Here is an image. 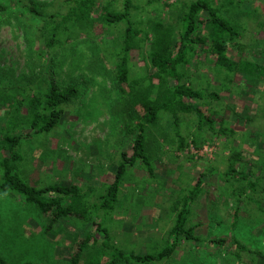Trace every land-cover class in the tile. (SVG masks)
<instances>
[{"label": "rangeland", "instance_id": "1", "mask_svg": "<svg viewBox=\"0 0 264 264\" xmlns=\"http://www.w3.org/2000/svg\"><path fill=\"white\" fill-rule=\"evenodd\" d=\"M7 1L0 0L1 3ZM132 1V20L144 31L149 16L158 15L163 21L177 26L182 5L191 0H154L149 4L148 0ZM213 3L237 20L234 24L241 26L240 40L245 45L242 55L264 63V0H236L228 11L225 10L226 0H214ZM115 4L120 7L119 0ZM96 15L94 12L93 16ZM94 27L91 36L81 31L77 39L69 38L63 46L51 49L44 55L46 60L43 62L38 52H30L23 27L13 11H0V67L7 74L12 72L18 78L27 75L49 78L52 75L60 84L76 79L81 87L79 98L69 106L66 116L54 129L20 139L21 174L36 186L71 180L80 185L90 202H97L98 196L105 192L115 165L120 161L119 151L131 152L130 135H125L122 127L126 112L112 88V62L107 59V48L113 52V47L118 45V40L112 39L119 36L121 27L105 31L99 24ZM143 36L142 32L140 48L130 51V74L136 77L151 73L145 60L148 40ZM228 51L237 55L230 47ZM210 57L198 48L190 65L183 70L191 74V81L196 86H207L210 81L212 87L207 88L217 89L214 80H207L205 76L211 77L207 60ZM234 80L236 83L241 81V74H236ZM34 91L35 87L26 93L33 94ZM218 93L217 101L207 99L202 108L205 113L214 110L215 127L221 121L233 127L232 137L225 140L222 135H217L213 142H205L198 149L190 146L179 151L173 148L169 121L162 117L156 126H149L145 131L153 154L154 176L149 177L141 164L127 166L118 203L115 202L112 209L98 212L113 241L127 253H155L165 244L161 238L173 223L174 213L170 209L173 200L185 193L199 175L205 184L189 215V223H201L195 228V234L206 239L233 234L250 249L258 248L264 252V207L260 210L256 206L262 193L259 188H255L256 194L246 190L245 193H251L257 199L256 204L247 201L245 193L240 195L237 224L232 227L233 197L230 186L221 176L227 164L228 146H235L242 153L238 162L240 169L248 173V178L256 181L258 187L264 185V133L261 132L264 130L261 111L264 83L255 87L236 85L232 92L220 90ZM193 119L188 115L180 118L183 133L189 130ZM8 121L0 111L1 132L12 127ZM26 130L27 127L18 125L14 131L24 133ZM46 218L14 191L0 192V254L9 264L26 261L30 264H68L78 240L87 232L95 231L94 224L74 218L45 231ZM85 256L83 254L82 259ZM151 264H257V260L247 252L235 256L234 249L228 246L183 240L171 258Z\"/></svg>", "mask_w": 264, "mask_h": 264}, {"label": "trees", "instance_id": "2", "mask_svg": "<svg viewBox=\"0 0 264 264\" xmlns=\"http://www.w3.org/2000/svg\"><path fill=\"white\" fill-rule=\"evenodd\" d=\"M99 1L9 0L6 3L0 2V11H13L23 27L25 43L30 52H38L43 62L47 52L56 46H63L69 38L77 39L81 31L91 36L95 24L102 26V31L121 27L119 36L112 39L118 40V45L112 46L113 52L107 48V59L112 62V88L119 95L117 99L126 112L122 127L124 134L130 135L131 152L119 151L120 161L115 165L112 179L106 185L105 192L98 196L97 202L88 201L80 185L71 180L55 181L42 186L27 182L19 166L22 159L18 150L20 139L49 132L61 123L69 106L81 94L80 82L72 79L60 84L52 75L49 78L44 75L18 78L12 72L7 74L0 67V111L12 124L5 132L0 131V192L14 191L25 203L46 215L45 231L69 218L95 225L94 232H87L78 240L68 258V264L156 263L171 258L183 240L228 246L234 249L235 256L247 252L257 260V264H264L263 251L250 249L233 234L208 239L195 234V228L201 223H189V215L205 184L202 175L197 177L185 193L174 198L170 207L174 213L173 223L161 238L165 244L155 253H127L113 241L108 227L102 224L98 215L100 210L112 209L118 203V192L124 182L127 166L141 164L149 177L154 176L153 154L145 131L149 126H156L162 117L169 121L173 148L179 151L189 149L190 146L198 149L205 142H213V137L217 135H222L225 140L234 135L233 127L223 121L215 127L212 116L214 110L205 113L202 103L207 99L217 101L220 90L232 92L236 85L255 87L264 83V63L242 55L245 45L240 40L241 26L234 24L237 20L226 15L228 7L235 5L236 0H226V13L214 6V0H191L188 4L183 3L177 26L163 21L158 15L149 16L144 31L132 20V0H119V8L115 6L117 0H102L100 4ZM152 1L147 2L149 4ZM94 12L96 16H93ZM142 32L148 40L145 60L151 73L136 77L130 74L129 57L131 50L140 48L142 38L139 35ZM229 47L237 55L231 54ZM198 48L206 56H211L207 59L210 65L208 71H212L211 77L205 76L207 80L213 79L219 90L215 87L207 88L212 87L210 81H207V86H196L191 81V74L183 70L190 65ZM236 74H241V81L237 83L234 80ZM4 82L8 84L4 85ZM34 87L33 94L26 93V90ZM261 111L264 114V107ZM184 115L194 118L185 133L179 125ZM18 125L27 127L26 132L16 133L14 130ZM261 132L264 133V130ZM228 147L227 164L221 176L230 186V195L233 197L231 225L234 227L241 204L240 195L248 189L254 193L255 188H259L262 197L258 200L251 193H245L244 196L253 203L257 200V208L263 210L264 185L258 187L256 181L248 178V173L238 166L242 153L235 146ZM83 254L86 255L84 259ZM0 264H9L1 254Z\"/></svg>", "mask_w": 264, "mask_h": 264}]
</instances>
